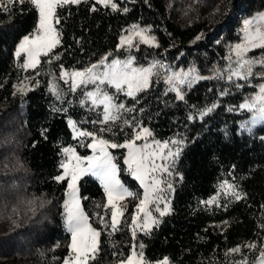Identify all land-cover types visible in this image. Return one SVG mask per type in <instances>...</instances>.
Listing matches in <instances>:
<instances>
[{"label":"trees","instance_id":"obj_1","mask_svg":"<svg viewBox=\"0 0 264 264\" xmlns=\"http://www.w3.org/2000/svg\"><path fill=\"white\" fill-rule=\"evenodd\" d=\"M118 2L130 11L124 14L101 8L91 12L92 0L60 10L61 25L57 27L62 29V39L55 51L62 53L61 60L42 65L36 77L39 86L26 96L14 95L13 86L33 73L23 72L13 54L20 39L36 27L37 12L30 4L14 5L8 12L0 10V257H5L0 264H61L68 253L70 235L61 215L66 184L57 183L53 177L61 174V148L77 145L67 118L92 117L75 103L64 105L69 108L67 114L52 110L53 105H61L48 92L49 72H58L59 63L66 68H81L107 52L120 55L116 53L120 35L137 22L152 26L161 45H141L135 53L140 63L159 58L177 65H195L201 74L208 75L214 64L223 63L228 46L239 41L243 20L264 10V0ZM200 34L202 38L196 40ZM253 53L260 54L258 50ZM220 86L216 81L200 82L188 92L187 104L175 101L174 94L164 96L163 83L141 94L137 107L145 109L141 118L156 138L184 137L187 142L176 164L183 180L174 178L172 213L151 235L138 237L146 245L148 260L167 256L172 264H236L246 254L248 264H253L258 254L242 247L241 254L225 256L228 249L264 238V231L259 228L264 223L260 209L264 204V125L256 126L249 135L238 127L245 114L225 110L241 103L254 87L233 90V95L223 98L221 107L203 121L187 120L192 110L189 106L203 108L211 104ZM121 99L128 105L133 103L131 99ZM124 138L120 134L113 139L122 142ZM77 150L84 155L90 153L87 148ZM112 151L121 158L123 168L125 150ZM121 176L133 191H141L130 175L121 172ZM222 179L238 184L247 199L230 203L227 210L200 205L199 201L216 192ZM80 191L89 198L83 201L89 215L99 211L95 204L104 201V194L98 181L84 177ZM133 204L129 205V213ZM224 221L228 224L224 225ZM101 240L103 252L96 264H116L112 252L126 255L131 244L127 230L113 236L102 233ZM57 244L60 246L55 247Z\"/></svg>","mask_w":264,"mask_h":264},{"label":"snow or ice","instance_id":"obj_2","mask_svg":"<svg viewBox=\"0 0 264 264\" xmlns=\"http://www.w3.org/2000/svg\"><path fill=\"white\" fill-rule=\"evenodd\" d=\"M88 2L0 0V10L4 12H8L14 5L25 4H30L37 12L36 27L20 39L13 54L17 66L23 72H31L33 75L23 76L13 86L14 95L26 96L34 91L39 86L36 77L40 75L42 65H52L61 60L62 53L55 51L62 39V29L57 27L61 25L60 10L69 5L79 6ZM101 8L124 14L130 11L126 6L121 8L118 0H92L89 10L96 12ZM202 36L197 35L196 40ZM141 45L148 48L161 47L152 32V26L133 24L124 29L119 37L116 53L120 55L110 51L81 68H66L63 63H59L58 72H49L51 78L48 92L61 105H53L52 110L67 114L69 108L64 105L72 106L75 103L92 117L81 120L71 116L67 118V125L77 145L61 148V174L53 177L57 183L66 184L61 215L70 242L68 253L61 264H96L103 252L102 233L113 236L125 230L130 234L131 244L126 255L122 251L112 252V256L117 258L116 264H172L167 256L156 261L148 260L144 251L146 245L138 237L151 235L160 226L162 219L172 213V198L176 191L174 178L183 180V175L176 171V164L187 142L183 137L167 140L156 138L155 132L141 118L145 109L137 107L141 103V94L163 83L166 86L164 96L174 94L175 101L187 104L188 92L200 82L220 83L221 86L214 93L216 99L211 104L203 108L189 106L192 110L187 120L194 122L210 117L221 107L223 98L233 95V90L254 87L255 90L245 95L241 103L231 104L225 110L250 115L249 119L238 126L249 135L257 125H264V11L244 20L239 41L228 46L227 54L222 57L223 63L214 64L208 75L201 74L195 65L176 69L161 59L140 63L135 53L141 50ZM257 49L262 50L260 55H249ZM254 80L260 82L253 86ZM208 91L213 92V89L209 88ZM121 97L131 99L133 103L128 105ZM84 125H91V128ZM120 134L125 137L122 142L113 139ZM225 135H228L227 130ZM77 147L87 148L90 154L80 155ZM117 149L125 150L123 168L121 158L112 151ZM121 172L130 175L141 191L136 192L126 186L120 179ZM84 177L98 181L104 194V201L95 204L99 211L91 215L83 204L89 198L80 191ZM246 199L247 193L238 184L230 179H222L216 192L207 200L199 201V204L208 209L216 207L227 210L230 203ZM34 203L29 201V204ZM130 204H133L131 213ZM260 209L264 214V204L260 205ZM31 210L35 211V208ZM97 223L99 228L94 227ZM223 224L227 225L228 222L224 221ZM259 228L264 231V223ZM59 246L57 244L55 247ZM242 247L258 253L253 264H264V238L228 249L225 256L241 254ZM236 264H248L247 255Z\"/></svg>","mask_w":264,"mask_h":264},{"label":"rangeland","instance_id":"obj_3","mask_svg":"<svg viewBox=\"0 0 264 264\" xmlns=\"http://www.w3.org/2000/svg\"><path fill=\"white\" fill-rule=\"evenodd\" d=\"M262 11H264V10H262ZM262 11H258V12H256V13H259V12H262ZM255 13V14H256ZM254 15V14H253ZM252 15V16H253ZM252 16H250V17H252ZM249 17V18H250ZM248 19V18H247ZM244 20H246V19H244ZM244 20H243V22H244ZM133 24H140V23H137V22H134V23H132L131 25H133ZM140 25H142V24H140ZM142 26H144V25H142ZM19 43V42H18ZM259 52H261L262 50H259V49H257ZM254 53L252 52V53H249V55H251V56H258V55H253ZM260 55V54H259ZM154 59H159V58H154ZM154 59H151V60H154ZM151 60H149V61H151ZM161 60H163V61H165L164 59H161ZM149 61H147L146 63H148ZM166 63H168V64H171L174 68H176V69H179V68H188L189 66H191V65H187V66H184V65H177V64H175V63H170V62H167V61H165ZM146 63H143V64H146ZM260 82V81H259ZM258 82V83H259ZM255 80L253 81V86L255 85ZM252 93V92H251ZM245 114V119L244 120H247V119H249L250 118V115L248 114V113H244ZM258 126V125H257ZM184 138V137H183ZM69 146V145H68ZM70 146H73V145H70ZM78 151V150H77ZM79 152V151H78ZM79 154L80 155H82V156H86V155H89V154H86V155H84V154H81L80 152H79ZM120 179L126 184V186H128L131 190H132V188L130 187V185L129 184H127L124 180H123V178H122V176H121V174H120ZM2 259H5V257H0V260H2Z\"/></svg>","mask_w":264,"mask_h":264}]
</instances>
